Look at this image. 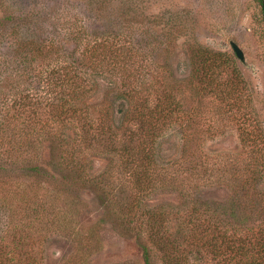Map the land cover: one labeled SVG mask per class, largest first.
Here are the masks:
<instances>
[{
	"label": "rangeland",
	"instance_id": "374dc122",
	"mask_svg": "<svg viewBox=\"0 0 264 264\" xmlns=\"http://www.w3.org/2000/svg\"><path fill=\"white\" fill-rule=\"evenodd\" d=\"M263 7L264 0H0L4 54L19 50V41L32 47L41 38L35 21L53 19L48 14L55 12L59 21H81L90 32L126 34L135 49L149 52V68L159 75L139 78L135 70L132 80L141 94H150L152 103L163 99L164 91L182 90L184 108L195 115L190 116L192 123L186 130L170 125L158 136L154 151L159 169L168 167L169 178L186 180L195 197L191 205L181 203L174 187H157L138 214L146 223L154 208L173 207L164 225L180 245L182 264H218L213 249L222 247L219 233L240 240L247 250L243 261L253 260L254 249H264ZM199 47L218 53L224 64L215 70L218 89L204 97L190 89L199 87L193 76L200 68ZM107 77L95 80V99L110 94L104 85L117 83ZM44 87L38 83L35 93L42 95ZM87 157L91 177L111 170L110 195L128 202L133 194L143 195L132 189L133 180L121 168L119 156L92 152ZM26 158L15 159L0 148V264H167V241L162 239L158 248L148 230L128 228L124 208L109 200V186L67 180L65 187L43 182L44 190L36 189L35 177L27 176L33 163ZM51 170L59 176L58 167ZM188 205L206 210L196 223H206L209 213L219 233L192 230ZM263 256L255 257L258 263Z\"/></svg>",
	"mask_w": 264,
	"mask_h": 264
},
{
	"label": "trees",
	"instance_id": "16d2710c",
	"mask_svg": "<svg viewBox=\"0 0 264 264\" xmlns=\"http://www.w3.org/2000/svg\"><path fill=\"white\" fill-rule=\"evenodd\" d=\"M48 15L54 18L35 21V30L41 33V38L32 47L33 43L21 45L19 41V50L9 54L0 52V148L15 159L24 155L29 157L26 162L33 164L27 176L35 177L33 185L36 184V189L44 190L43 182L65 187L67 180L72 184L82 181L103 184L105 188L109 186V200L120 209L124 208L125 225L137 231L148 230V238L158 248L165 239L167 264H182L178 260L180 245L171 239L164 225L172 216L173 207L164 204L154 208L146 217V223L138 217L145 198L157 187H174L181 203L191 205L195 197L186 188V180L182 182L178 176V179L169 178L168 167L159 169L154 151L158 136L170 125L186 130L192 123L190 116L195 115L184 108L182 97H179L182 90L164 91L163 99L152 103L150 94H141L137 82L132 80L135 70L140 73L139 78L159 75L149 68V52L135 49L126 34L90 32L81 21L62 22L55 17V12ZM197 54L200 68L193 76L198 79L199 87L190 89L193 94L204 97L218 89L219 85L214 83V77L218 75L215 70H220L224 64L216 58L218 53L199 47ZM107 76L114 77L117 83L104 85L110 94L95 99L98 94L95 80H107ZM42 82L45 91L37 95L36 85ZM130 122H133L131 127ZM92 152L119 156L121 168L133 180L132 189L143 195L133 194L129 202L127 198L110 195L111 170L96 177L88 173L87 156ZM55 166L62 178L51 170ZM181 169L194 175L191 168L182 166ZM175 208L179 209V206ZM189 208L192 230L219 233L218 223L211 221L209 213V219L204 216L206 223H196L206 210L200 212L195 206ZM219 234L223 248L220 246L214 251L212 247L218 264H260L255 257L264 252L262 247L253 250V260L243 261L247 250L240 245V240ZM144 259H148L147 252H144Z\"/></svg>",
	"mask_w": 264,
	"mask_h": 264
},
{
	"label": "water",
	"instance_id": "95a60500",
	"mask_svg": "<svg viewBox=\"0 0 264 264\" xmlns=\"http://www.w3.org/2000/svg\"><path fill=\"white\" fill-rule=\"evenodd\" d=\"M231 46H232V49L235 52L237 58L240 61L244 62V56H243L242 51L239 49V47L235 43H233V42L231 43Z\"/></svg>",
	"mask_w": 264,
	"mask_h": 264
}]
</instances>
